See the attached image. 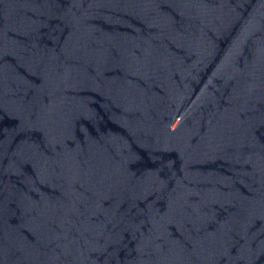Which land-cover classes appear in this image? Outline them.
<instances>
[{
	"label": "water",
	"instance_id": "obj_1",
	"mask_svg": "<svg viewBox=\"0 0 264 264\" xmlns=\"http://www.w3.org/2000/svg\"><path fill=\"white\" fill-rule=\"evenodd\" d=\"M0 264H264V0H0Z\"/></svg>",
	"mask_w": 264,
	"mask_h": 264
}]
</instances>
